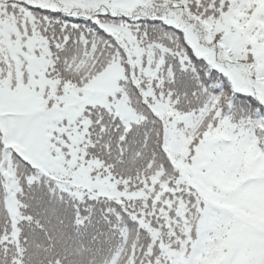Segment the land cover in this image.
I'll list each match as a JSON object with an SVG mask.
<instances>
[{
  "label": "snow or ice",
  "instance_id": "obj_1",
  "mask_svg": "<svg viewBox=\"0 0 264 264\" xmlns=\"http://www.w3.org/2000/svg\"><path fill=\"white\" fill-rule=\"evenodd\" d=\"M0 264H264V0H0Z\"/></svg>",
  "mask_w": 264,
  "mask_h": 264
}]
</instances>
